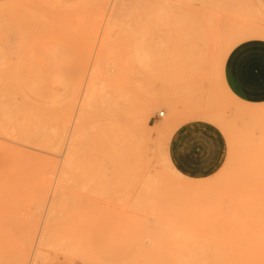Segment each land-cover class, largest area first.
Returning <instances> with one entry per match:
<instances>
[{"label":"rangeland","instance_id":"rangeland-1","mask_svg":"<svg viewBox=\"0 0 264 264\" xmlns=\"http://www.w3.org/2000/svg\"><path fill=\"white\" fill-rule=\"evenodd\" d=\"M179 1L0 0L3 119L16 136L0 138V245L8 230L11 246L0 248V264H81L86 255L89 264H264V64L224 82L219 70L239 66L225 62L238 42L264 44V3L183 0L187 15L180 17ZM168 3L170 16L160 12ZM165 55L181 57L186 71L161 75L157 62ZM90 71L92 99L78 114ZM158 96L171 98L178 114L208 106L228 125L229 137L210 121H191L222 138L213 171L179 178L164 165L167 145L154 132L167 113L161 101L133 128L144 146L130 152L128 165L100 170L93 190L76 183L53 192L58 172L38 186L42 171L49 175L62 161L66 139L59 134L69 116L68 130L78 123L79 146L87 143L106 165L120 163L128 140L118 118L128 127L127 112ZM38 139L47 144L30 142ZM175 177L204 185L183 188ZM52 193L44 243L32 263L25 261L18 246ZM233 212V223L217 219Z\"/></svg>","mask_w":264,"mask_h":264},{"label":"bare ground","instance_id":"bare-ground-1","mask_svg":"<svg viewBox=\"0 0 264 264\" xmlns=\"http://www.w3.org/2000/svg\"><path fill=\"white\" fill-rule=\"evenodd\" d=\"M180 1L181 3L179 4L181 5L179 6V8H177L178 12L176 13L180 17H184L187 15L186 9L184 10L186 5L183 4L182 2L183 0H180ZM171 10H172V5L168 3L167 5L165 4L164 6H162L160 12H162L166 16H170L172 15ZM180 65L182 68H179ZM185 67H188V64L186 61L182 60L181 57H179V59H177L176 61H173L170 58V56L167 57V55H165V57H163L161 60L157 62V68L159 72L162 73L161 75H175L176 72L186 71ZM219 70L221 72L220 76L223 82H224L223 76L225 79L227 78V80H229V78L232 76V75H227V74L224 75V71L222 73L223 67H220ZM217 71H218V67H217ZM94 75L95 74L92 71H90L89 76H88L89 78L87 79L85 86L82 90V95H81L79 105H78V114H81L83 105L90 104V101L92 99V89H91L92 82L91 81L93 80ZM233 77H236V75H233ZM79 78L80 79L78 82V87L81 88L80 81L82 79V75H79ZM234 85H236V90H238V94L241 95L239 91V87L237 86L235 81H234ZM229 86H231V84H229ZM138 87L139 86L134 85L132 87L131 92H133L135 88H138ZM2 92L3 91H1L0 89V138L15 139L16 136L11 126H8L5 120L3 119L4 114L6 112L5 105H6L7 95H5ZM206 98L207 97H205V100H207ZM130 99L131 98L126 96L124 98L125 103L130 104L131 103ZM161 101L165 102L167 113L164 115L162 111L160 110L158 111V115H161V116L164 115V117H163L162 123L156 126L154 129V132L158 137V143L161 147H166L171 134L178 126H180L181 124L187 123V122L195 121V120L210 121L215 126L219 127L221 131L226 136L229 137L230 130L228 128V125L222 121L219 122L214 112L208 106L207 107L205 106V108L199 107V109L197 108L195 109V107H192L187 112L178 114V109L176 107V104L173 100H171V98H169L168 96H158V97H155L153 100H147L143 102L139 110L132 109L130 112H127L128 123H129L128 127L127 125H125L126 128H124V126L121 125L122 124L121 122L123 119L118 118L116 127L121 126V129L126 130L125 135L128 140V144H127L128 156L126 157L124 156L125 160L123 158V160H121L120 163H117L115 161H112V159H110L107 161L108 165H106L103 161L102 156L94 153L93 151L94 149L88 147L87 143L84 142L82 146H79L78 123L74 121L68 130V126L71 121L70 120L71 117L69 116V118L65 120L66 122L63 125H61V130L59 134L60 140L66 139V145L64 147V151L62 152V161L58 168L55 167L53 169L54 171H52L51 174L47 175L46 173H44V171H42L43 178L39 181L38 186L42 188L45 184V181L48 182L50 175L54 174L55 172H58L56 175V179L54 180L53 192L55 191V189H60L64 184L73 185L76 183H78L81 189H92L93 190L98 184L97 182L98 179L96 175L97 173H99L100 170L103 171V170H106L105 168L109 167L111 168L110 171L112 172V169L114 168V166H118L120 164L125 166L126 163L128 165V161L130 160L129 159L130 152H132V150L133 151L140 150V148L143 145V141H142L143 135L136 134L133 128L135 126L142 125L144 123V121L142 120V115L144 113L150 112L151 110L155 109L156 107L155 104ZM77 118L80 119L79 117ZM24 140L26 139L24 138ZM30 142L38 146H45L47 144L45 141L39 140V139L37 141H30ZM2 150H3V147L0 146V151ZM40 163L41 162L38 159L34 158L33 164L37 166L39 169L41 168V165H39ZM138 164H139V160H136V159L133 160V166L135 167V169L137 168L136 166H138ZM164 165L171 171V173L175 174L177 177L184 178V176H182L173 167L166 152H165V157H164ZM124 168H125L124 171H127V173H130V171H135V170H131L132 167L127 166ZM227 168L228 167L225 166L224 168L220 169L219 172L217 173L215 172L214 177L221 178L225 174ZM193 179L199 180L200 178H193ZM175 183L176 185L180 187H183V188L193 187V189L194 188L200 189L204 185L201 182H196V183L192 182L191 184L188 181L187 182L180 181L178 180V178H176ZM52 212H53V193L51 196V200L48 203V206L47 205L44 206V211H42L38 222H36L32 230L28 232V236L23 239L22 244L21 245L19 244L18 246V248L21 251H24L25 253L27 252L26 256H23L25 261H30L32 263L34 257L37 254H39L40 248L45 240L47 229L48 227H50ZM217 219L222 220V221L225 220L227 222L233 223L234 222V212L227 214V215L218 216ZM26 233L27 231H25V234ZM233 233H234V228H233ZM9 234L10 233L8 230L4 231L5 241L3 240V243L0 245L1 249H8V247H11L9 242L7 241ZM220 238L224 239L225 237L220 236ZM216 246L217 248H220V247H223V244L221 243V241H219V243H215V247ZM221 253L222 252H220V261L226 262L227 260L222 257ZM81 264H89L87 255L81 260Z\"/></svg>","mask_w":264,"mask_h":264},{"label":"crops","instance_id":"crops-1","mask_svg":"<svg viewBox=\"0 0 264 264\" xmlns=\"http://www.w3.org/2000/svg\"><path fill=\"white\" fill-rule=\"evenodd\" d=\"M261 1L264 3V0ZM259 42L261 41L258 39L238 42L229 54L230 59L225 62L239 66L226 68L224 75H254L255 71L252 69L264 64V44ZM236 91L234 93L239 95ZM204 128L199 123L187 122L178 126L171 134L167 143V155L179 173L202 176L213 171L220 163L222 138L211 127Z\"/></svg>","mask_w":264,"mask_h":264}]
</instances>
